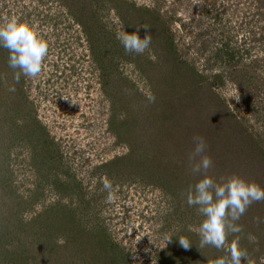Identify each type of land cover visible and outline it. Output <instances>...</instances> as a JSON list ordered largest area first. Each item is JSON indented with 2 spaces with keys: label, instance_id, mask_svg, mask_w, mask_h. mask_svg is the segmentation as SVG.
I'll return each mask as SVG.
<instances>
[{
  "label": "rangeland",
  "instance_id": "1",
  "mask_svg": "<svg viewBox=\"0 0 264 264\" xmlns=\"http://www.w3.org/2000/svg\"><path fill=\"white\" fill-rule=\"evenodd\" d=\"M11 19L48 55L17 82L0 49V264H216L237 241L264 264V201L220 249L186 202L204 175L264 187V0H0ZM144 27L126 53L118 36Z\"/></svg>",
  "mask_w": 264,
  "mask_h": 264
},
{
  "label": "clouds",
  "instance_id": "2",
  "mask_svg": "<svg viewBox=\"0 0 264 264\" xmlns=\"http://www.w3.org/2000/svg\"><path fill=\"white\" fill-rule=\"evenodd\" d=\"M141 29L146 33L143 38L139 35ZM141 29H136L131 34L124 30V34L118 36L126 53L141 55L151 45L149 29ZM0 49L8 51V67L16 74L17 82L20 75L37 77L48 55V44L37 35L33 26L16 19L0 25ZM9 91L15 92V87H11ZM193 142L195 147L190 156L191 172L194 175H204L212 167L211 158L205 155L208 145L200 136L194 137ZM103 189L108 192L109 200L115 199L113 184L106 177L103 179ZM262 201L264 187L239 176L214 182L204 175L195 185H190L186 202L189 207H196L204 217L199 226L200 247L211 245L217 249L223 248L227 231H241L235 222L240 220L253 203ZM179 244L185 250L191 247L189 240L184 237L179 239ZM229 253L230 259L219 258L216 264H248L247 253L239 247L238 241L232 244Z\"/></svg>",
  "mask_w": 264,
  "mask_h": 264
},
{
  "label": "trees",
  "instance_id": "3",
  "mask_svg": "<svg viewBox=\"0 0 264 264\" xmlns=\"http://www.w3.org/2000/svg\"><path fill=\"white\" fill-rule=\"evenodd\" d=\"M111 1L114 2V0H111ZM113 8H114L115 11L121 13V9H120V8H116V7H114V6H113ZM118 15H119L120 18H122V17H121V14H118ZM122 19H123V18H122ZM17 263H18V264H22V262H20V261H18V260H17Z\"/></svg>",
  "mask_w": 264,
  "mask_h": 264
}]
</instances>
